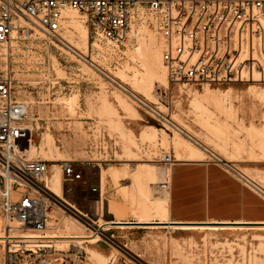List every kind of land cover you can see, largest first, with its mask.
<instances>
[{
	"label": "rangeland",
	"instance_id": "obj_1",
	"mask_svg": "<svg viewBox=\"0 0 264 264\" xmlns=\"http://www.w3.org/2000/svg\"><path fill=\"white\" fill-rule=\"evenodd\" d=\"M67 16V29L59 34L62 43L34 31L23 38L14 34L0 48V71L7 70L12 78L14 98L28 105L24 126L30 129L31 142L24 144L25 156L57 159L49 163L48 177L60 169L53 165L64 161L93 166L91 174L80 168L82 181L66 184L61 177L63 196L75 209L58 201L46 230L39 234L78 233L94 239H52L51 249L34 264H264V228L188 235L140 230L127 240L112 237V226L118 225L102 227L105 221L162 216L166 190L161 184L168 175L158 180L157 170L167 167L157 162L164 154L177 159L176 143L183 149L196 147L186 135L228 161L245 180L264 188V84L169 85L157 33L131 26L125 41L114 45L91 38L79 14ZM151 39L161 63L157 70L148 58ZM111 79L128 82L119 87ZM129 88L142 90L134 94L142 100L151 92L146 103L185 135L166 125L164 118L140 109L126 94ZM197 100L206 110L196 107ZM97 167L105 175L100 203ZM8 224L15 225L0 212V234ZM100 225L115 245L92 234ZM6 249L1 239L0 264ZM79 250L80 259L74 255Z\"/></svg>",
	"mask_w": 264,
	"mask_h": 264
},
{
	"label": "built area",
	"instance_id": "obj_2",
	"mask_svg": "<svg viewBox=\"0 0 264 264\" xmlns=\"http://www.w3.org/2000/svg\"><path fill=\"white\" fill-rule=\"evenodd\" d=\"M69 12L79 14L91 38L114 45L125 41L131 26L157 33L169 85L264 84V0H0V48L14 34L23 38L34 31L62 43L59 34L67 29ZM12 89L7 70L0 71V212L7 223H15L3 234L4 264H34L51 249V239L14 233L44 232L59 200L46 188L49 162L25 156L24 144L31 142L30 129L24 126L28 105L15 99ZM125 92L140 109L151 110ZM210 160L248 184L227 163ZM173 162L164 154L157 163L168 168ZM59 168L66 184L82 181L81 169L93 173L87 163L64 161ZM167 182L161 188L166 190ZM101 231V226L92 228L95 237L115 245ZM74 255L80 259L82 251Z\"/></svg>",
	"mask_w": 264,
	"mask_h": 264
},
{
	"label": "crops",
	"instance_id": "obj_3",
	"mask_svg": "<svg viewBox=\"0 0 264 264\" xmlns=\"http://www.w3.org/2000/svg\"><path fill=\"white\" fill-rule=\"evenodd\" d=\"M167 171L166 220L146 219L140 222L143 224L137 220L111 222L112 225L117 222L140 224L112 226L113 238L116 236L129 240L140 230L184 235L219 230H262L254 225H264V194L227 171L221 164L213 160L175 158ZM154 224L158 226H147ZM175 225L233 226H222L227 229L214 230H180Z\"/></svg>",
	"mask_w": 264,
	"mask_h": 264
},
{
	"label": "bare ground",
	"instance_id": "obj_4",
	"mask_svg": "<svg viewBox=\"0 0 264 264\" xmlns=\"http://www.w3.org/2000/svg\"><path fill=\"white\" fill-rule=\"evenodd\" d=\"M71 18V17H70ZM81 25V24H80ZM84 33H86L85 31H84ZM81 34V33H80ZM82 35V34H81ZM86 36V35H85ZM62 42V41H61ZM73 42V41H72ZM76 44V43H75ZM79 46V45H78ZM154 47H155V42H154V40L153 39H151L150 40V43H149V46H148V49L150 50L149 51V59H151L152 60V64H154L152 67H153V69L154 70H157L156 68H157V66L158 65H160L161 63H160V59L156 56V53H155V51H153V49H154ZM74 48V47H73ZM78 48H80V47H78ZM84 48V47H83ZM75 49H77V47H75ZM82 49V48H81ZM156 49V48H155ZM84 50V49H83ZM81 51V50H80ZM81 53V52H80ZM148 54V53H147ZM81 55L82 56H87V53L85 52V51H83L82 53H81ZM82 59V58H81ZM148 59V60H149ZM92 66V65H91ZM155 72V71H154ZM109 79V78H108ZM110 80V79H109ZM112 80V79H111ZM125 81H127V80H125ZM124 80H120L118 83L117 82H115L114 80H112V82L113 83H117V86L119 85V87L121 86L122 87V85H127V83L125 82ZM167 81V80H166ZM128 82V81H127ZM143 82V81H142ZM169 84V83H168ZM139 85H143V84H140L139 83ZM146 85V84H145ZM144 87V86H143ZM146 87H147V85H146ZM138 88H140V87H138ZM122 89V88H121ZM142 89V88H141ZM145 89H147V88H145ZM122 90H124V89H122ZM129 91H131V93H133V94H137V95H139L141 92H142V90H139V89H137V88H129ZM146 91V90H145ZM252 92V91H251ZM151 93V92H150ZM149 93V91L147 92V98L146 97H144L143 98V100L146 102L148 99H150L149 98V96L151 95L152 96V94H150ZM142 95V94H141ZM195 102H196V100H194ZM213 103V102H212ZM203 104V103H202ZM201 104V102L200 103H198V100H197V103H195V105H196V107L197 108H199L200 110H206L205 109V107L203 106ZM194 105V106H195ZM148 107L151 109V107L148 105ZM196 109V108H195ZM208 110V109H207ZM151 113H153L154 115H156V116H158V117H162V118H164L165 119V117H163L162 116V114L159 112V111H156V112H154L152 109L151 110H149ZM30 115V114H29ZM28 115V116H29ZM31 118V117H30ZM165 122H166V125H168L169 127H171L176 133H178L179 135L181 134V135H185V134H183L182 133V131L180 130V129H178L177 127H175L174 126V124H172L171 123V121H170V119L169 120H164ZM123 128V127H122ZM148 134V133H147ZM147 136V135H146ZM190 142H192L193 144H194V146H196V147H194V148H189V149H183V148H181L177 143H176V147L175 148H177V151H176V153H177V160H200V159H202V156H207V157H211V158H216L219 162H222V163H226V162H228V161H226L224 158H222L220 155H218V154H216V152L214 153L213 151H211V150H208V149H206V148H204V147H201L200 145L201 144H199L197 141H194L190 136H188V135H186L185 136ZM182 147H184V146H182ZM49 156V155H48ZM52 157V156H51ZM46 158L45 159V161H47V162H49V163H51V162H57L58 160L57 159H53V157L52 158ZM53 166H55L56 168H59L57 165H53ZM157 173H158V180L160 179L161 181L163 180V178H165L164 176H166L167 175V171H166V169H163V168H159L158 170H157ZM104 176L105 175H103V173H102V171L101 170H99L98 171V182H97V192H98V197L100 196V198H98L99 200H98V202L100 203L101 201H103L102 200V185H103V182H104ZM243 176V175H242ZM157 178V177H156ZM246 181H247V183L250 185V186H252L254 189H256V190H260L262 193H264V188H262V187H260L258 184H256L255 182H253L252 180H249V179H246ZM45 182H46V188H47V190L51 193V194H53V196H55L56 198H57V200H59V201H61V202H63V204H65V205H67V206H69L70 208H73V209H75L74 208V206L73 205H71L70 203H68V201H66V199L64 198V196L62 195V182H61V172H60V169H57L56 170V172L51 176V177H47L46 179H45ZM100 190V191H99ZM164 197L167 199V192H165L164 193ZM101 205V204H100ZM102 206V205H101ZM101 209V208H100ZM99 211H101V210H99ZM102 212V211H101ZM166 213H167V211L165 210V209H163V210H161V214H162V216L159 218L160 220H166ZM102 214H104V213H102ZM138 215V214H137ZM106 219V218H105ZM147 218H146V216H144V215H141L140 217H138L137 218V221L140 223V222H145V220H146ZM60 221V220H59ZM109 221V220H108ZM106 223H104L103 224V226L102 227H105L106 228V226H111L112 225V223H111V221H109V222H107V221H105ZM53 223H56V222H54L53 221ZM63 223V222H62ZM65 223H67V222H64V224ZM70 224H72V223H70ZM74 224V223H73ZM140 224H143V223H140ZM14 224H12L11 226H13ZM54 225V224H53ZM58 225V224H57ZM56 225V226H57ZM80 225V224H79ZM172 225V224H171ZM51 226V225H50ZM55 226V225H54ZM72 226V225H71ZM101 226V225H100ZM123 226V225H122ZM144 226V225H143ZM147 226H158V225H147ZM175 226H179V227H177L178 229H180V230H202V229H205V228H207V229H227L226 227H222V226H233V225H175ZM205 226H207V227H205ZM214 226H216V227H214ZM217 226H221V227H217ZM254 226H258V227H256V228H264V225H254ZM58 227V226H57ZM67 228V227H66ZM108 228V227H107ZM171 228V227H170ZM236 228V227H235ZM49 229V228H48ZM77 229H79V228H77ZM80 230V229H79ZM71 231H73V230H71ZM75 231V230H74ZM84 231V230H83ZM47 232H48V230H47ZM69 232V231H68ZM76 232V231H75ZM74 232V233H75ZM79 232H81V230L79 231ZM62 233V232H61ZM21 234H23V235H26L27 237H32V238H47V239H60V240H64V241H74V240H76V242L77 241H82V240H85V239H87L88 240V242L89 241H92L93 239H92V237L91 236H85V235H53V234H51V235H49L50 234V232H49V234H47V235H40V234H36V235H34V234H29L28 232H25V233H21V232H15L14 233V237H20V235ZM60 234V233H59ZM64 234V233H63ZM83 234V233H82ZM4 236L2 235V233L0 234V241H1V239L3 238ZM64 241H62V242H64ZM64 243H66V242H64ZM100 259V258H99Z\"/></svg>",
	"mask_w": 264,
	"mask_h": 264
},
{
	"label": "water",
	"instance_id": "obj_5",
	"mask_svg": "<svg viewBox=\"0 0 264 264\" xmlns=\"http://www.w3.org/2000/svg\"><path fill=\"white\" fill-rule=\"evenodd\" d=\"M114 225H140V224H137V223H127V222H117V223H114ZM154 225H158V224H154Z\"/></svg>",
	"mask_w": 264,
	"mask_h": 264
}]
</instances>
